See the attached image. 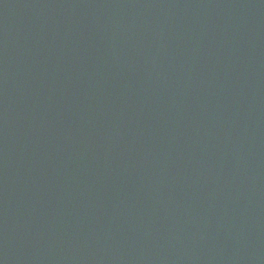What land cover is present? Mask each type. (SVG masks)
I'll use <instances>...</instances> for the list:
<instances>
[{
	"label": "water",
	"instance_id": "95a60500",
	"mask_svg": "<svg viewBox=\"0 0 264 264\" xmlns=\"http://www.w3.org/2000/svg\"><path fill=\"white\" fill-rule=\"evenodd\" d=\"M0 264H264V0H0Z\"/></svg>",
	"mask_w": 264,
	"mask_h": 264
}]
</instances>
